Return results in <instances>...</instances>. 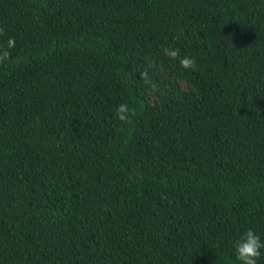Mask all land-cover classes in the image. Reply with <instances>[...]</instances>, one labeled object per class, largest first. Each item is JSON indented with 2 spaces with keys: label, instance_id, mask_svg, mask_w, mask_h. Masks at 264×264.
<instances>
[{
  "label": "trees",
  "instance_id": "trees-1",
  "mask_svg": "<svg viewBox=\"0 0 264 264\" xmlns=\"http://www.w3.org/2000/svg\"><path fill=\"white\" fill-rule=\"evenodd\" d=\"M9 36L0 264H237L264 238V0H0Z\"/></svg>",
  "mask_w": 264,
  "mask_h": 264
},
{
  "label": "clouds",
  "instance_id": "clouds-1",
  "mask_svg": "<svg viewBox=\"0 0 264 264\" xmlns=\"http://www.w3.org/2000/svg\"><path fill=\"white\" fill-rule=\"evenodd\" d=\"M15 47V38L9 36L6 43L0 44V61H6L10 55V49ZM171 55L178 58L179 64L184 69L192 68L196 59L191 55L179 56L178 52L173 50ZM131 111L127 103H120L116 108V116L120 120H126ZM233 255L237 264H258V258L264 255V238L256 231L254 227H249L241 232L232 241Z\"/></svg>",
  "mask_w": 264,
  "mask_h": 264
}]
</instances>
